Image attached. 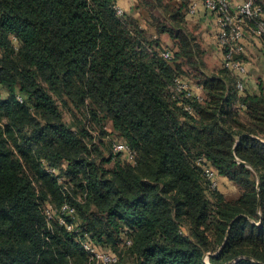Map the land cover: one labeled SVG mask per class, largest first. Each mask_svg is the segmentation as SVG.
I'll use <instances>...</instances> for the list:
<instances>
[{
    "label": "trees",
    "instance_id": "trees-1",
    "mask_svg": "<svg viewBox=\"0 0 264 264\" xmlns=\"http://www.w3.org/2000/svg\"><path fill=\"white\" fill-rule=\"evenodd\" d=\"M190 3L0 0V264H93L80 234L114 264H264V87L205 69ZM48 201L75 208L73 229L49 225Z\"/></svg>",
    "mask_w": 264,
    "mask_h": 264
},
{
    "label": "built area",
    "instance_id": "built-area-1",
    "mask_svg": "<svg viewBox=\"0 0 264 264\" xmlns=\"http://www.w3.org/2000/svg\"><path fill=\"white\" fill-rule=\"evenodd\" d=\"M201 4L204 8L217 15L220 30L218 33V43L223 50V63L224 66L231 69L237 76L247 73L245 63L237 58V55L243 53L245 47L242 43L245 28L249 21L256 20L255 32L262 36L264 34V3L257 0H243L235 10L232 9L229 0H202L192 1L189 6L191 14H196ZM118 12L123 13V9L118 7ZM264 45V41H263ZM166 57H171L172 52L166 50L164 52ZM237 86L242 92L245 89L244 79H238ZM176 90L178 92L185 91L187 95L196 94L195 87L189 81L183 78L176 79ZM19 99L23 101V96L19 95ZM117 152L125 153L130 162H135V152L132 151L130 146L120 141L114 146ZM200 163V161H199ZM206 165V164H205ZM209 166L207 172L212 178L216 174ZM53 173L58 174L56 169H50ZM213 180V179H212ZM216 181L213 180V187L215 188ZM46 214L49 219H58V221L65 225L68 229H73L74 224L69 222L63 213L71 214L74 217L75 208L69 204H64L61 209H57L52 205L46 206ZM131 241L127 240V244ZM85 250L90 254L93 264H114L118 258L117 255L110 251L99 247L96 243L86 241L82 243Z\"/></svg>",
    "mask_w": 264,
    "mask_h": 264
},
{
    "label": "crops",
    "instance_id": "crops-1",
    "mask_svg": "<svg viewBox=\"0 0 264 264\" xmlns=\"http://www.w3.org/2000/svg\"><path fill=\"white\" fill-rule=\"evenodd\" d=\"M194 0H191V2ZM202 1V0H195ZM243 0H229L233 10ZM135 0H118V7L123 11H131ZM190 6V5H189ZM188 20L198 26L197 33L205 49L216 50V53L223 58V50L218 43V33L220 30L217 15L204 8L201 4L199 11L196 14L187 15ZM242 43L245 47L243 51V62L247 67V73L240 75L237 79H244V93L259 92L260 85L264 87V45L263 38L255 32V26L248 24L245 28ZM212 53V51H211ZM195 93L200 94L202 86L194 85Z\"/></svg>",
    "mask_w": 264,
    "mask_h": 264
},
{
    "label": "rangeland",
    "instance_id": "rangeland-1",
    "mask_svg": "<svg viewBox=\"0 0 264 264\" xmlns=\"http://www.w3.org/2000/svg\"><path fill=\"white\" fill-rule=\"evenodd\" d=\"M163 44L165 45V46H168V48L167 49H171L172 51H173V41L170 39V37L167 35V34H164L163 36ZM211 51H212V53H211ZM210 51V49H206V55H205V60H206V62H207V65H208V67H206L205 69L206 70H208V71H211V70H213L216 66H218V65H223V58H221L220 57V55L218 54V53H216V50L214 51L213 49ZM185 67H186V69H191L192 70V68L190 67V65H189V63L187 62L185 65H184ZM194 69V68H193ZM185 76H187V77H189L188 75H185ZM190 78V77H189ZM194 83L196 82L195 81V79H192V78H190ZM237 79V78H236ZM236 82H238V79L236 80ZM238 90H239V88H238ZM0 91H1V93L0 94H2V95H4V94H6L7 95V93H8V91L6 90V88L5 87H2V86H0ZM240 91V90H239ZM4 94H3V93ZM243 92V91H242ZM17 94H19V93H17ZM20 95V94H19ZM5 96V95H4ZM66 120H70V118H69V116L67 115L66 116V118H65ZM109 131H111V128L109 127V129H108ZM95 133V135H96V133L97 132H94ZM111 135H113L112 137H114L115 136V134H111ZM115 137H117V136H115ZM107 138H109L110 139V137L109 136H107ZM120 141H122V140H120V139H118V140H116L115 141V143H114V146L116 145V143H118V142H120ZM114 146H113V149H114ZM122 155L123 156H121V158L123 159V160H127V161H129L128 160V157H127V155L125 154V153H122ZM114 163V162H113ZM113 163L111 162V163H107V166L108 167H112L113 166ZM208 168H209V165L208 164H206V165H202V170H203V173H204V175L207 177V179L209 180V183H210V186L213 188V180L214 181H216V186H215V188L216 189H218V190H220L221 192H223L225 195H227L228 197H231V198H235L236 196H238V194L240 193V188L236 185V184H234L233 182H231L229 179H227L226 177H224V176H221L220 174H219V172H217V170L215 169V168H212V170H214L215 172H216V174L214 175V176H212V178L209 176V174H208V172H207V170H208ZM49 170H50V168H49ZM51 171V170H50ZM52 172V171H51ZM53 173V172H52ZM213 179V180H212ZM48 205H52L53 207H55V204H53V203H50L49 201L48 202H46L45 204H44V206H45V209H46V206H48ZM56 208V207H55ZM46 212V211H45ZM48 220H50L49 221V225H52L53 224V222H51L52 221V219H48ZM58 221V220H57ZM60 223V222H59ZM61 224V223H60ZM78 241L80 242V243H83V242H86V241H90V242H92V243H95L92 239H89L88 237H84V236H82L81 234L78 236ZM98 245V244H97ZM99 247H101L100 245H98ZM102 248V247H101ZM103 249H106V250H109L110 248H108V247H103ZM110 251H112V250H110ZM112 252H114V253H117L116 251H112ZM90 255V254H89ZM209 256H210V254L209 253H207L206 254V259H208L209 258Z\"/></svg>",
    "mask_w": 264,
    "mask_h": 264
},
{
    "label": "water",
    "instance_id": "water-1",
    "mask_svg": "<svg viewBox=\"0 0 264 264\" xmlns=\"http://www.w3.org/2000/svg\"><path fill=\"white\" fill-rule=\"evenodd\" d=\"M241 140V137L238 139V142ZM229 264H233V263H229Z\"/></svg>",
    "mask_w": 264,
    "mask_h": 264
}]
</instances>
